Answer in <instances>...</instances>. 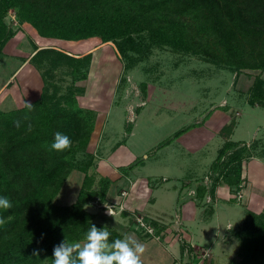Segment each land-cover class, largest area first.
<instances>
[{"label": "trees", "instance_id": "trees-1", "mask_svg": "<svg viewBox=\"0 0 264 264\" xmlns=\"http://www.w3.org/2000/svg\"><path fill=\"white\" fill-rule=\"evenodd\" d=\"M10 8H16L20 21L29 23L42 38L112 42L127 63L125 69L133 68L154 47H170L230 68L237 79L243 70H264V0H0V52L16 34L5 22ZM92 57V52L74 55L57 46L35 44L30 62L42 75L40 97L29 102L31 110L26 104L0 108V196L13 203L11 209H0L5 220L0 225V264H52L53 249L65 238L83 243L92 224L107 225L87 207L95 200L106 201L112 180L100 176L97 181L89 171L94 154H87V162L77 161V154L87 151L98 116L78 98L85 88L77 82L88 77ZM65 68L73 76L69 84L51 80L55 71ZM248 95L250 105L264 108L261 75L253 79ZM235 127L233 119L219 132L225 141L207 175L211 185L197 187L200 198L208 192L214 197L221 184L239 191L248 180L242 177L243 162L256 156L257 143L232 140ZM190 128L175 132L161 145ZM131 130L129 124L127 133ZM58 131L71 138L70 149H50ZM73 170L85 174L78 198L61 205L57 197ZM121 214L131 215L126 210ZM152 225L161 231L157 223ZM108 228L112 240L123 238V233ZM235 234L240 243L235 264H264V207L248 209ZM34 250L39 256L33 255ZM182 251L183 258L186 251L192 253V246L184 241Z\"/></svg>", "mask_w": 264, "mask_h": 264}, {"label": "rangeland", "instance_id": "rangeland-1", "mask_svg": "<svg viewBox=\"0 0 264 264\" xmlns=\"http://www.w3.org/2000/svg\"><path fill=\"white\" fill-rule=\"evenodd\" d=\"M17 12L16 8H10L5 18L6 24L16 30V34L0 52V108L9 110L21 107L37 97L36 94L43 86V79L40 70L30 62L35 44L40 47L57 46L74 55L92 52L93 57L87 67L88 77L79 79L77 84L85 88L83 94L78 97L80 104L104 113V121L100 123L99 131L93 132L89 143L93 148L90 151L96 159L89 171L96 174L97 181L101 176L98 168L99 158L110 157L119 145L125 143L129 124L134 126V134L128 140V146L133 153L127 154L124 151L123 157H115L116 165L119 164L115 167L116 174L128 173L130 176L137 170L147 173L148 167H156L158 171H152L157 173L153 181L163 186L176 182L171 176L168 181L162 180L164 175H171L170 171L174 176H178L182 183L188 181L187 185L203 180L208 183L207 175L210 172L208 167L216 160L220 146L225 141L220 134L213 136L211 126L218 127L225 118L228 123L233 119L236 121L232 140L252 144L251 146L257 143L254 157L264 162V158L261 157L264 154V108L248 103V92L253 79L257 75L264 78V70H243L237 79L236 72L230 68L206 61L198 55L174 51L170 47H154L147 51L145 58L133 68L125 69L127 63L112 42L104 44L99 39L100 43L94 44L85 40L61 41L42 38L29 23L20 21ZM67 70L69 69L55 71L51 80L63 85L69 84L73 76ZM31 89L35 91L33 94L29 92ZM220 115L223 118L218 117ZM197 122L202 123L197 125L199 128H195ZM189 126L191 128L180 137L173 139L168 145H161V142L175 132ZM90 151L87 148V151H80L77 154L79 164L89 160L87 154L91 153ZM254 157L243 162V172L246 176L249 174V181L242 184L239 191L231 190L233 202H225L224 210L220 211L222 222L220 228L227 238L226 242H222L224 252L219 253L218 250L216 253L215 264H235L240 259V243L238 239L232 237L233 230H227L226 217L240 229L245 223L248 209H257L264 204V168L255 164L257 161L253 160ZM123 160L131 161L130 165H134L132 169L142 162H145L147 168L139 166L132 171L130 165L122 164ZM114 163L112 162V165ZM158 167H165L163 169L166 170H160ZM82 173L74 170L69 176L57 197L59 204L67 205L77 199ZM209 184L211 185V181ZM122 186L130 190L129 185ZM159 192L154 190V194L159 195L160 204L151 206L150 210L162 215L165 226L169 228L177 223L186 206L191 207V199H185L184 192L179 203H176L174 197L170 201H164L165 194L161 195ZM249 197L250 199L253 197V203H248ZM105 202L100 201L97 204L95 200L94 203L88 204L87 208L99 214V221L120 233H123L125 228H133L145 236V230L137 223V217L144 216L147 221H151L153 218L150 212L136 211L126 218L120 213V209L115 208V214L110 216L106 215L102 206ZM211 202L213 200L209 203ZM206 227V234L211 237L210 240L214 242L216 250V225L208 224ZM156 233L160 231L155 229L154 233L147 237L156 239ZM178 239L181 244L186 240L184 234L178 235ZM162 241L166 242L165 239ZM210 253L209 249L192 246L190 254L199 256L197 264H207L209 258L202 256ZM183 258H179L174 264H180Z\"/></svg>", "mask_w": 264, "mask_h": 264}, {"label": "crops", "instance_id": "crops-1", "mask_svg": "<svg viewBox=\"0 0 264 264\" xmlns=\"http://www.w3.org/2000/svg\"><path fill=\"white\" fill-rule=\"evenodd\" d=\"M11 76H13V74H11ZM41 83H42V81H41ZM33 91H34L33 89L29 90L30 94H33ZM41 91H42V87H40V91L36 94L37 97H35L32 101H34L40 97ZM218 117H222V116L220 115ZM207 118H209V117H207ZM222 118H220V120H222ZM102 121H104V113L102 114V113L98 112L94 132L96 130L99 131L100 123ZM227 123H228V121L225 118L223 121H221L219 123L218 127L211 126L212 127L211 132L213 133V136L220 134L219 132H220L221 128L224 125H226ZM196 124L202 125V123H200V122H197ZM197 125L195 126V128H199V126H197ZM133 134H134V126H132L131 132L127 133V136H126L127 139H126L125 143L119 145L118 146L119 149L118 148L115 149V151H113L110 154L111 158L103 156V157H100L98 160V164H99L98 168L101 171V176L109 177L112 180L111 187L107 193L106 201H108V202H119V203L123 201L124 206H125V210L130 214L133 212H136V211L150 212L152 215L151 218H153V220L150 221L151 224L154 222V223H157L159 226L162 227V229H160L161 230L160 233H158L159 235H161L162 238L160 241V240H156L154 238H149L146 235L143 236V235H141V233L134 230L133 228H125V230L123 232V237L125 235H132L137 241L144 244L146 251H145L144 255L142 256V264H174L175 262H177V260L179 258H181L183 255L182 244L180 243V241L178 239V235L180 236L181 234L182 235L184 234V237L186 239L184 241L187 242L189 245H191L193 247H199V248L203 247L204 249H209L211 251V253H210V256L207 257V258H209L207 261V264H215V256H217L216 253L218 250H219V253H221V251L224 252V250H223L224 244L222 245V242H226V238H227V235L224 232H222L223 230L220 228V225L222 224L220 214H221L222 210H224V207L226 204L225 202H227V201L233 202V200L231 199V197H232L231 188L227 184H221L217 187L216 192L214 194V197H212V193L210 194L208 192V193H206L205 198H200L197 195V187L199 185H203V182H204V184H207L209 186L210 185L209 183L211 181L210 179H209L208 183L207 182L205 183V181L203 180V181L198 182V183L194 182L193 184L187 185L188 181H184L182 183V180H180V178L178 176H174L172 171H170L169 173L171 175H167V176L164 175L162 177V180L168 181L170 178L169 176H171V178H173L176 182L172 183L169 186L168 185L163 186V185H161V183H159L155 180L153 181V177L157 173L152 172V171L157 170V169H155L156 167H148L147 168L145 162H142L139 166H142L143 168H147V173H143L140 170H137V172H133L132 175H130V176L127 175L128 173L127 174H125V173L116 174L115 173L116 172L115 167L118 166L119 164L116 165L115 157H117V156L123 157V155L125 153L124 151H126L127 154H129L130 152L133 153L132 149L128 146V140L130 139V136ZM221 138L224 139V137H222V136H221ZM231 139H233L232 135H231ZM223 143L221 144V146L223 145ZM88 148H89V151L93 150V148H91L90 145H88ZM257 159H256V157L253 158V160L257 161V163H255V162L254 163L257 164L258 167L261 166L260 168H262V167L264 168V162L261 160L258 161ZM111 161L115 162V163L112 165ZM131 163H132L131 161L123 160L122 164H128V166H129ZM139 166H137V167H139ZM137 167H135V168H137ZM209 167H208V169L210 170L211 167L210 168ZM158 168H160V170H164L163 168H165V167H158ZM134 169L131 168L132 171ZM75 171H79L80 173H82V171H80V170H75ZM82 175H83L82 176V183H83V179H84L85 174L82 173ZM248 175L249 174H247V176ZM247 176L243 172L242 177L243 178L246 177L249 181L250 176H248V177ZM82 183H81V186H82ZM124 184L129 185L130 190L124 188L125 186L124 187L122 186ZM182 184H184L186 186L182 187L181 186ZM81 186L79 188V192H80ZM251 187H252V185H250V188ZM122 189L128 190V192H129L128 197L125 199H122L121 194L119 193ZM154 190L160 191L159 194H161V195L165 194L164 195V201H166V200L170 201L174 197L176 203H179V199L181 198V196H183L184 192H186V195H185L186 198L185 199H187V198L191 199V207L186 206L185 211L181 212L180 219L177 220V223L175 225L172 224L171 227H169V228L167 226H165V222H164L165 219L162 220V217H163L162 215H159V213H157L154 210H150L151 206H158L157 204H160L158 201L159 195L154 194ZM77 198H78V195H77ZM211 200H213L214 203L213 202L209 203ZM248 201H249L248 203H253V197L251 199L249 197ZM74 202H72V203H74ZM151 203H153V204H151ZM69 204H71V203H69ZM255 205L257 206V204H255ZM220 206H223V207L220 208ZM249 206H250V204H249ZM263 207H264V204L261 205V207L260 206L257 207V209H255V210H261ZM251 209L254 210V208H251ZM223 214H224V212H223ZM226 220H227V224H226L227 230L228 229L233 230L232 237L238 239L235 233L239 228H236L232 224V221L230 220L229 217H226ZM208 224L216 225V231H217L216 239H215V240H217L215 242V249L216 250H214V245H213L214 242L210 240L211 237H208V235L206 234V232H207L206 225H208ZM172 230L173 231L180 230V232L176 233V231H175L174 233H172L171 232ZM214 233H215V231H214ZM219 237H221V239H218ZM163 239H165V241L167 243L162 241Z\"/></svg>", "mask_w": 264, "mask_h": 264}, {"label": "clouds", "instance_id": "clouds-1", "mask_svg": "<svg viewBox=\"0 0 264 264\" xmlns=\"http://www.w3.org/2000/svg\"><path fill=\"white\" fill-rule=\"evenodd\" d=\"M31 110V104L26 103ZM17 121V126H19ZM28 130H32L29 124ZM72 146L71 138L63 133L56 132L50 149L56 152H63ZM12 201L5 196H0V209H11ZM107 207V205H106ZM106 215L113 216V210L108 208ZM5 220L0 218V225ZM146 248L144 244L137 241L132 235H125L123 238L111 239V232L107 225L98 228L92 224L86 232L84 242H69L66 238L53 249L52 264H142V256ZM33 255L39 256V251L34 250Z\"/></svg>", "mask_w": 264, "mask_h": 264}, {"label": "built area", "instance_id": "built-area-1", "mask_svg": "<svg viewBox=\"0 0 264 264\" xmlns=\"http://www.w3.org/2000/svg\"><path fill=\"white\" fill-rule=\"evenodd\" d=\"M207 179H209V178L207 177ZM128 195H129L128 190H122L121 191V197H122V199L127 198ZM96 202L98 204L100 202V200H96ZM106 205H107V207H106ZM102 206L105 208V213L107 212L108 208H111L113 210V213L114 214L116 212L115 211V208L120 209V213L123 210H125L123 201L120 202V203L119 202H108V201H106L105 204H103ZM137 221H138L137 223H139L140 225L143 226V228L145 230V233H148V234L154 233L155 228L152 226V224H151L150 221H147L146 220V218L144 216H138L137 217ZM155 238L156 239H161L162 237H161V235H159V234L156 233L155 234ZM187 253H188V251H186V253H185L186 258H183L180 261V264H197L198 261H199V256H195V254H192L190 256V253L189 254H187ZM208 255H210V254H207L206 256H202V258H204V257L207 258ZM192 261H194V262H192Z\"/></svg>", "mask_w": 264, "mask_h": 264}]
</instances>
